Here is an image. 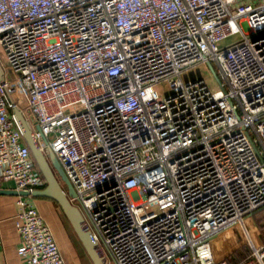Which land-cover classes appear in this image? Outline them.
Here are the masks:
<instances>
[{"label": "built area", "instance_id": "built-area-1", "mask_svg": "<svg viewBox=\"0 0 264 264\" xmlns=\"http://www.w3.org/2000/svg\"><path fill=\"white\" fill-rule=\"evenodd\" d=\"M0 49L14 77L0 83V182L47 184L12 114L18 81L105 255L231 264L215 240L247 236L264 210V0H0ZM199 63L219 80H183ZM29 199L16 201L19 255L67 264ZM248 244L235 264H264V242Z\"/></svg>", "mask_w": 264, "mask_h": 264}, {"label": "water", "instance_id": "water-1", "mask_svg": "<svg viewBox=\"0 0 264 264\" xmlns=\"http://www.w3.org/2000/svg\"><path fill=\"white\" fill-rule=\"evenodd\" d=\"M211 69L217 80H219L216 71L212 66ZM5 79L6 72L0 63V83H3ZM12 114L18 128L22 132L25 142L30 147L34 160L47 184L44 189L36 190L32 193L17 190H0V194L11 193L18 196L52 199L60 206L93 263L109 264L107 256L102 251L99 244L93 240L91 229L85 221L82 213L69 199L68 194H70L71 197H75L76 193L57 156L51 149H49L47 154L41 149V146L34 135L32 125L19 105H13ZM36 129H40L38 125H36ZM62 184L67 186L68 194Z\"/></svg>", "mask_w": 264, "mask_h": 264}, {"label": "crops", "instance_id": "crops-1", "mask_svg": "<svg viewBox=\"0 0 264 264\" xmlns=\"http://www.w3.org/2000/svg\"><path fill=\"white\" fill-rule=\"evenodd\" d=\"M21 108L29 113L28 107ZM0 190L14 191L16 188L13 182H0ZM17 197L11 193L0 194V264H28L18 253L21 237L15 228ZM29 202L50 225L67 264H94L71 224L61 217L60 206L55 201L30 197Z\"/></svg>", "mask_w": 264, "mask_h": 264}, {"label": "rangeland", "instance_id": "rangeland-1", "mask_svg": "<svg viewBox=\"0 0 264 264\" xmlns=\"http://www.w3.org/2000/svg\"><path fill=\"white\" fill-rule=\"evenodd\" d=\"M234 41H236V37H231L230 39H228L224 43V45L230 44ZM0 63L3 67V69L5 70V72L7 73V78L13 79L14 77L11 74L10 70L8 69L6 59H5L4 54H3L1 49H0ZM199 77H202V78H205L208 80H210V78H213L214 81H217L210 65L205 64V63H199L193 67H190L189 69L185 70L182 73V78L185 81L193 80V79H196ZM15 83L17 84L19 94H21V95H23V97H25L24 100L21 102L20 106L21 107H28V103L26 100V94L24 93V90L21 88L18 81H16ZM155 88L161 94H168L170 92V86H169V83L167 81L159 82L155 86ZM79 109H81L80 106L70 108L71 111H75V110H79ZM48 152H49V150L46 151V154ZM62 185L68 194L69 192H68L67 186H65V184H62ZM68 196L71 197L70 194H68ZM59 211H60L61 217L66 219V221H67L68 219L60 207H59ZM249 221H250L249 233L247 234V236H249V238L247 236H245L246 234L243 232V230H244L243 227L238 226V227H235L234 229H232L231 231H229V234H227V235L221 234L215 240V248H216L217 257L227 256V257H229V258L231 257L233 259V258H235L236 253H241L245 257L249 254V247L250 246L248 244V239L250 240V238H252L257 243H261V242L263 243L264 242V211L263 212L259 211L258 213H256L254 215L253 219H251V220L248 219V222ZM67 222L70 224L69 221H67ZM106 255L110 260L109 264H116L114 262V260L112 259V257L110 256V254L108 253V251H107ZM236 259H237V257H236Z\"/></svg>", "mask_w": 264, "mask_h": 264}, {"label": "trees", "instance_id": "trees-1", "mask_svg": "<svg viewBox=\"0 0 264 264\" xmlns=\"http://www.w3.org/2000/svg\"><path fill=\"white\" fill-rule=\"evenodd\" d=\"M6 77H7V73H6ZM261 211L263 212L264 210H261ZM258 212H256V213H258ZM249 255H250V247H249V254L247 256L244 257L241 253H236L235 258L232 259L231 257L230 258L228 257V260L231 264H235V263L240 262L242 260H246L249 257ZM236 257H237V259H236Z\"/></svg>", "mask_w": 264, "mask_h": 264}, {"label": "bare ground", "instance_id": "bare-ground-1", "mask_svg": "<svg viewBox=\"0 0 264 264\" xmlns=\"http://www.w3.org/2000/svg\"><path fill=\"white\" fill-rule=\"evenodd\" d=\"M225 233H226V234H225ZM225 233H224L225 235L229 234V232H225Z\"/></svg>", "mask_w": 264, "mask_h": 264}]
</instances>
